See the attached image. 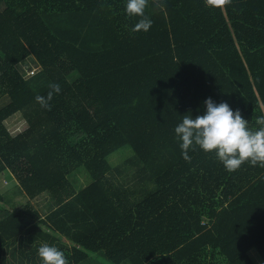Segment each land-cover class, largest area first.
<instances>
[{
  "label": "trees",
  "instance_id": "16d2710c",
  "mask_svg": "<svg viewBox=\"0 0 264 264\" xmlns=\"http://www.w3.org/2000/svg\"><path fill=\"white\" fill-rule=\"evenodd\" d=\"M126 2L0 0V176L13 182L0 189V264H42L44 243L69 264L96 253L111 264L264 261V167L229 172L198 147L185 161L174 131L208 98L259 127L264 0H148L147 32L131 31L141 17ZM31 56L28 78L18 66ZM51 83L61 92L46 110L35 97ZM125 146L134 157L112 166ZM80 168L91 182L76 190ZM44 194L46 214L34 205Z\"/></svg>",
  "mask_w": 264,
  "mask_h": 264
},
{
  "label": "clouds",
  "instance_id": "9594fccd",
  "mask_svg": "<svg viewBox=\"0 0 264 264\" xmlns=\"http://www.w3.org/2000/svg\"><path fill=\"white\" fill-rule=\"evenodd\" d=\"M232 0H205L206 5L223 8ZM148 0H127L126 14L141 19L131 28L132 32H147L153 21L145 15ZM46 96L37 95L35 100L46 110H51L54 94L61 92L59 83H51ZM203 115H184L174 131L181 141L182 156L190 162V149L197 147L204 152H215L217 159L229 172L236 171L243 164L264 167V115L256 118L258 128H250L249 122L239 110L233 111L227 102L216 104L211 98L205 101ZM42 264H69L64 252L55 245L42 244L38 248Z\"/></svg>",
  "mask_w": 264,
  "mask_h": 264
},
{
  "label": "rangeland",
  "instance_id": "374dc122",
  "mask_svg": "<svg viewBox=\"0 0 264 264\" xmlns=\"http://www.w3.org/2000/svg\"><path fill=\"white\" fill-rule=\"evenodd\" d=\"M32 60H33V58L31 56L30 58H28V60H26L28 62L21 63L18 66L19 72L22 75H25V72H24L25 66H23V65L24 64H30V63L34 64L31 62ZM21 118H22L21 114L18 113L16 115L10 117L9 119H7L5 121V124L8 127H11L15 123H17ZM131 156L134 157L133 151L131 150L130 147L125 146V147L117 150L116 153L110 157V163L112 166H117V165L119 166L123 162L128 160V157H131ZM120 169H123V168H120ZM120 179H121L120 177H117L118 181H120ZM0 181L3 182V186L2 187L0 186V189L2 191H6L9 188V186L13 183L7 175L0 176ZM69 181L74 185V188L76 190H81L83 187L87 186L91 182V180L88 176V172L84 168H80L79 170L74 171L73 174L70 175ZM34 205L42 214H46L52 209L53 200L49 195L44 194L34 201ZM256 254H257V252H256ZM257 256L260 260L256 259L255 260L256 264H264V261L261 260V258L259 257L258 254H257ZM83 264H111V263L107 260V258L104 256L103 253H96V254H91L88 261L84 262ZM123 264H128V263H123Z\"/></svg>",
  "mask_w": 264,
  "mask_h": 264
},
{
  "label": "built area",
  "instance_id": "2783aa9c",
  "mask_svg": "<svg viewBox=\"0 0 264 264\" xmlns=\"http://www.w3.org/2000/svg\"><path fill=\"white\" fill-rule=\"evenodd\" d=\"M23 66H25V77H32L36 74L37 72V69L36 67H34L33 65H30V64H24Z\"/></svg>",
  "mask_w": 264,
  "mask_h": 264
},
{
  "label": "crops",
  "instance_id": "0c3cea01",
  "mask_svg": "<svg viewBox=\"0 0 264 264\" xmlns=\"http://www.w3.org/2000/svg\"><path fill=\"white\" fill-rule=\"evenodd\" d=\"M2 186V185H1ZM256 253V252H255ZM257 255V254H256Z\"/></svg>",
  "mask_w": 264,
  "mask_h": 264
}]
</instances>
